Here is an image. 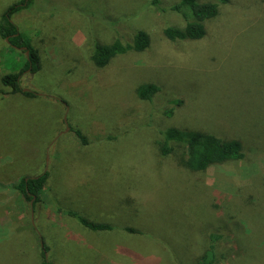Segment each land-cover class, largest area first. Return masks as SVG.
<instances>
[{
  "label": "rangeland",
  "instance_id": "rangeland-1",
  "mask_svg": "<svg viewBox=\"0 0 264 264\" xmlns=\"http://www.w3.org/2000/svg\"><path fill=\"white\" fill-rule=\"evenodd\" d=\"M17 1L0 0V19ZM179 1L33 0L13 14L41 68L21 76L37 96L13 93L1 77L27 54L0 36V264H42L43 243L52 264H193L212 230L235 248L220 264H264V0L220 4L205 37L172 41L164 28L186 24ZM138 30L146 50L94 64L96 41ZM143 83L161 90L140 99ZM167 127L239 139L245 157L192 171L182 148L160 154ZM45 171L33 209L15 184Z\"/></svg>",
  "mask_w": 264,
  "mask_h": 264
},
{
  "label": "trees",
  "instance_id": "trees-1",
  "mask_svg": "<svg viewBox=\"0 0 264 264\" xmlns=\"http://www.w3.org/2000/svg\"><path fill=\"white\" fill-rule=\"evenodd\" d=\"M229 1L180 0L171 9L181 13L186 19V24L184 27L168 25L164 28V35L172 41L178 39L198 40L205 37L207 33L205 21L216 17L219 13L220 4H225ZM32 2L33 0H19L15 2L4 11L0 19V36L3 39L8 38L7 42L12 47L22 48L25 52L29 51V55H26L23 68L20 71L4 74L1 77V81L13 93L19 92L29 97H35L37 94L23 88L21 76L27 69L31 72L38 71L41 68V57L38 50L32 45L30 38L20 32L18 25L12 21V16L15 12L27 8ZM150 43V35L145 30L136 31L131 42H124L120 38H116L111 43L96 41L91 59L97 67H104L116 55L125 54L129 51H144L150 46ZM160 90V86L156 83H143L137 87L136 92L140 99L151 100ZM174 103L181 105L182 100L176 99ZM166 113L172 114L171 111ZM75 133L82 143H86L87 139L82 134V131L75 130ZM157 145L162 156L178 154V150L182 148L178 157L181 166L199 173L205 171L211 165L224 163L228 160H241L245 157V149L241 140L222 138L213 133L198 129L167 127L160 131ZM48 175V171H45L36 176L24 177L15 184V187L28 200H31L35 196L32 205L33 209L36 203L42 199V192L46 187ZM69 214L77 216L84 226L94 231L112 229V225L109 223L92 221L75 211H70ZM127 230L128 232L137 231V229L131 226L127 227ZM227 236L228 234L223 231H210L205 238V247L202 253L200 255H191L193 264H220L231 260L230 258L235 248L233 243L227 240ZM47 252L48 246L43 243L42 264H52L47 258Z\"/></svg>",
  "mask_w": 264,
  "mask_h": 264
},
{
  "label": "water",
  "instance_id": "water-1",
  "mask_svg": "<svg viewBox=\"0 0 264 264\" xmlns=\"http://www.w3.org/2000/svg\"><path fill=\"white\" fill-rule=\"evenodd\" d=\"M6 40H8V38H6ZM20 49H22V48H20ZM26 54L29 55V51H26ZM34 199H35V196L31 199V205H33Z\"/></svg>",
  "mask_w": 264,
  "mask_h": 264
}]
</instances>
